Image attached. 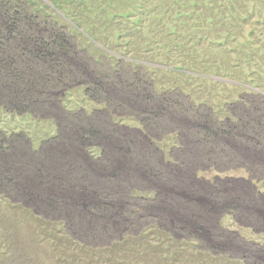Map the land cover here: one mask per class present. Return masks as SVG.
I'll use <instances>...</instances> for the list:
<instances>
[{"label":"rangeland","instance_id":"obj_1","mask_svg":"<svg viewBox=\"0 0 264 264\" xmlns=\"http://www.w3.org/2000/svg\"><path fill=\"white\" fill-rule=\"evenodd\" d=\"M0 264H264V0H0Z\"/></svg>","mask_w":264,"mask_h":264},{"label":"trees","instance_id":"obj_2","mask_svg":"<svg viewBox=\"0 0 264 264\" xmlns=\"http://www.w3.org/2000/svg\"><path fill=\"white\" fill-rule=\"evenodd\" d=\"M76 28H77V29H79V26H78V25H76ZM23 40H24V39H23Z\"/></svg>","mask_w":264,"mask_h":264}]
</instances>
